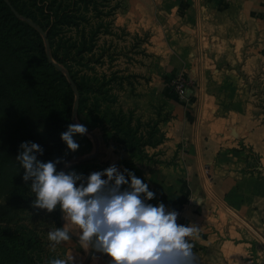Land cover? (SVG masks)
Listing matches in <instances>:
<instances>
[{
  "label": "crops",
  "instance_id": "1",
  "mask_svg": "<svg viewBox=\"0 0 264 264\" xmlns=\"http://www.w3.org/2000/svg\"><path fill=\"white\" fill-rule=\"evenodd\" d=\"M156 5L140 8L139 15L152 29L153 48L160 49L165 65L157 83L171 93L181 70L193 86L189 99L173 107L163 142L152 148L166 145L171 156L157 151V162L141 163L138 175L155 193L147 203L180 210L184 226L199 227L194 248L218 236L227 246L245 233L241 225L264 242V172H246L245 155L264 156V123L251 103V86L264 81V0H156ZM125 156L107 144L98 159L119 170ZM88 250L77 240L69 251L71 263L82 264ZM87 264L113 261L94 251Z\"/></svg>",
  "mask_w": 264,
  "mask_h": 264
},
{
  "label": "rangeland",
  "instance_id": "2",
  "mask_svg": "<svg viewBox=\"0 0 264 264\" xmlns=\"http://www.w3.org/2000/svg\"><path fill=\"white\" fill-rule=\"evenodd\" d=\"M156 6V0H91L87 11L83 13L84 20H78L79 26L64 28L56 36V38H61L62 41H65L66 45L69 42H74L75 46H79L83 33L86 32L87 36L91 37L90 31H92L93 38L90 42L91 48L89 52L80 54L76 58L68 60L67 63L72 67L78 79L85 77V79L93 82L101 83L104 81L108 83L105 86L107 90L105 96L99 91H91L88 94L82 93V97L87 100L82 103L83 109L80 112H78L77 107L75 121H71L72 124L85 125L88 131L86 135L76 134L74 136L75 142L79 144L77 151H70L65 143L62 152H67L70 158L63 162L59 171H74L86 179L92 172L104 171L110 167L98 159L101 149L107 144L111 149L116 148L117 152L118 150H123L121 146L114 143L111 139L109 134V132L113 133L110 126L111 122H106L105 128L102 127L101 122L92 128L87 126L86 114L91 109V104L95 97L101 101L102 108L100 110L102 111L106 110V108L109 111H118L120 109L124 119L131 121L130 126L132 128L138 126L137 136L143 135V137L152 140L158 139V134H151L153 129L156 128V124L159 123L158 129L163 133L164 126L174 120L173 107L183 101L173 91L170 93L168 89L159 87L157 81L162 78V71H164L165 65L160 61V49L153 48L152 29L148 28L145 23H140L142 18L139 15L141 13L139 9L150 10L155 9ZM14 29L21 38H30L25 30L22 29V26L16 25ZM44 45L48 59L51 60L56 68V64L61 66L62 69H57L67 77L68 73L65 66L52 59V50L47 40H44ZM73 53H75V50ZM178 75H182L181 70L175 73L174 78ZM251 90V103L255 108L254 114L260 122L264 123V81L256 82L251 86ZM63 95L64 90L59 88L54 95L58 103H60ZM73 100H75V96ZM27 115L30 125L40 127L39 133L43 138L47 133L44 125L35 120L33 113H27ZM94 115V112L90 113V117ZM14 122V111L0 103V142L5 139L4 134L6 136L10 134ZM106 132H108V135L106 134L108 139L105 138ZM49 146L54 148L53 154L47 155L45 162L56 161V143L51 142ZM96 146L98 147L97 155L86 159L95 152ZM154 147L156 146H145L144 150L147 159L152 160H145L142 164L148 166L158 160L154 158L156 156L154 153L157 151L164 152L166 159L171 156V152L166 151V145L159 146L157 150L152 149ZM123 152L126 155L124 159H129L128 154L124 150ZM245 155L248 161L246 172H264V156H262L263 159L259 160L257 156H254L255 153L246 151ZM166 161L168 160L163 162ZM132 164L135 169H131L130 172L140 178L141 176L137 173H140L141 163L134 160ZM17 165L16 167H22L18 160ZM72 165L76 166L68 170ZM121 166L118 171L124 173L126 167L123 164ZM250 167L252 168L250 169ZM10 172L11 166L9 164L0 169V227L11 228L13 231L22 229L32 231L33 236H36V238H33L34 241H31V243L27 242L32 248L29 249L32 253L41 251L49 256L51 260L69 257V251L74 249L76 241L80 240L81 230L69 224L68 227L71 229L69 235L71 234L75 238L70 235L69 241L62 242L53 248L52 242L48 240V232L54 228H63L65 226L67 222L64 219V213L63 218H61L59 205L51 213L47 212V210L32 207L35 194L31 192L30 187L26 192L16 197L11 195L7 184ZM124 174L130 183V178L126 176V173ZM102 179H107V177L104 176ZM80 183L81 181H78L77 186ZM127 188L128 185L121 186V190ZM241 226L244 228L245 233H243L241 238L229 242L227 246H223L221 236H218L216 239H206L203 248H194L197 264H264V242L257 237L258 233H255L254 229L251 230L245 225ZM214 227L216 228V225L213 226V229H215ZM90 249L92 253L97 251L92 244H89ZM5 264L10 263L7 262ZM69 264H72L71 261H69Z\"/></svg>",
  "mask_w": 264,
  "mask_h": 264
},
{
  "label": "trees",
  "instance_id": "3",
  "mask_svg": "<svg viewBox=\"0 0 264 264\" xmlns=\"http://www.w3.org/2000/svg\"><path fill=\"white\" fill-rule=\"evenodd\" d=\"M90 1L0 0V103L14 111L15 120L10 134H4V143L1 145L0 142V169L6 164L11 166L7 184L10 194L15 197L26 192L32 183L31 180L25 183L22 179L23 167H16V156L21 151L19 146L22 142L39 144L43 148V155L38 154V159L43 162L47 160V155L53 154L54 148L49 146V143L55 142L56 157L60 160L56 165L58 171L63 162L70 158L67 152H62L65 143L60 138L61 133L72 124L71 113L75 95L68 77L79 94L78 112L83 109L82 103L87 100L82 97L83 92L88 94L91 91H99L103 96L107 93L105 86L108 83L93 82L85 77L78 79L67 63L68 60L89 52L92 31L91 37L87 36L86 32L83 33L79 46H75L74 42L66 45L61 38H56L64 28L79 26L78 20H84L83 13L87 11ZM16 25L22 26L30 38H21L14 29ZM44 40L48 41L52 50V59L65 66L68 77L48 59ZM59 88L64 90L60 103L54 97ZM100 108L101 101L95 97L91 109L86 114L87 126L92 128L101 122L105 128L106 122H111V139L129 156V159H121V164L131 171L135 169L132 161H151L152 159H147L144 148L157 146L162 142L164 136L158 129L159 123L151 133L158 134V139L152 140L143 135L137 136L138 126L132 128L131 121L124 119L120 109L109 111L106 108L102 111ZM91 112L95 113L93 117H90ZM27 113H33L35 120L44 125L47 133L43 138L39 133L40 127L29 124ZM106 134L108 135V132L105 133V138L108 139ZM74 166L76 165H72L68 170ZM33 238L36 236H33L29 229L13 231L11 228L0 227V264H49V256L41 251L32 253L29 250L32 249L29 243L34 241Z\"/></svg>",
  "mask_w": 264,
  "mask_h": 264
},
{
  "label": "clouds",
  "instance_id": "4",
  "mask_svg": "<svg viewBox=\"0 0 264 264\" xmlns=\"http://www.w3.org/2000/svg\"><path fill=\"white\" fill-rule=\"evenodd\" d=\"M87 131L83 124H70L60 138L75 152L79 144L74 136ZM19 147L16 160L24 169L22 179L32 181L30 190L35 194L32 207L51 213L59 205L64 213L65 226L48 232L53 248L70 240L71 224L81 230L82 247L92 244L113 264H197L192 241L199 239V227L178 224V213L166 210L162 202L147 203L155 193L133 172L124 170L130 183L115 165L85 179L74 171H57L59 159L39 160L43 148L37 143L22 142ZM122 185L128 188L121 190ZM70 260L71 256L54 258L49 264H69Z\"/></svg>",
  "mask_w": 264,
  "mask_h": 264
},
{
  "label": "built area",
  "instance_id": "5",
  "mask_svg": "<svg viewBox=\"0 0 264 264\" xmlns=\"http://www.w3.org/2000/svg\"><path fill=\"white\" fill-rule=\"evenodd\" d=\"M171 89L175 93V95L182 101H187L189 99V92L193 86V83L183 77L182 75L176 76L171 82ZM178 213L177 223L183 224V215L180 210H176Z\"/></svg>",
  "mask_w": 264,
  "mask_h": 264
},
{
  "label": "water",
  "instance_id": "6",
  "mask_svg": "<svg viewBox=\"0 0 264 264\" xmlns=\"http://www.w3.org/2000/svg\"><path fill=\"white\" fill-rule=\"evenodd\" d=\"M47 50H48V47H47ZM49 58H50V56H49ZM56 66H57V68L62 69L61 66H59V65H57V64H56ZM67 77H68V76H67ZM68 79H69V81H70V83H71V86H72V88H73V90H74V93H75V100H74V106H73V111H72V120L75 121V116H76V113H77V107H78V93H77V90H76V88H75L73 82L71 81V79H70L69 77H68ZM97 151H98V147L96 146V150H95V152H94L93 154L89 155L86 159H89V158H92V157L96 156V155H97ZM60 216H61V218H63V212H62L61 209H60ZM70 235H71V234H70ZM71 236H73V235H71ZM73 237H74V236H73ZM74 238H75V237H74ZM91 254H92V250L90 249V250L87 252V254H86V257H85V259H84V261H83V264H87V263H88V261H89V259H90V257H91Z\"/></svg>",
  "mask_w": 264,
  "mask_h": 264
}]
</instances>
